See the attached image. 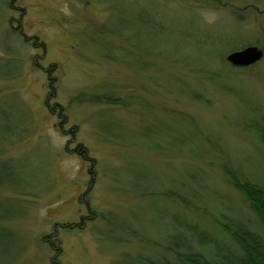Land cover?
<instances>
[{
  "label": "rangeland",
  "instance_id": "obj_1",
  "mask_svg": "<svg viewBox=\"0 0 264 264\" xmlns=\"http://www.w3.org/2000/svg\"><path fill=\"white\" fill-rule=\"evenodd\" d=\"M11 1L0 0V71H14L0 76V138L4 115H18L25 127L0 146V158H13L32 186L27 193L0 188V203L15 214L0 222L13 235L0 264H127L141 251L155 252L127 230L159 238L174 228L181 204L143 192L179 191L194 182L237 208L244 204L218 161L192 151V128L202 130L210 155L219 154L221 143L236 162L264 165V147L243 123L251 105L264 110V54L250 66L225 62L248 45L264 51V0H13L15 8ZM252 2L261 12L237 22L228 6L243 12ZM19 19L26 36L46 48L15 32ZM236 38L256 43L242 47ZM40 63H57L53 82ZM50 82L64 127L48 106ZM107 91L131 103L93 99ZM63 128L77 130L75 137ZM78 143L95 164L68 151ZM83 216L82 229L58 225Z\"/></svg>",
  "mask_w": 264,
  "mask_h": 264
},
{
  "label": "trees",
  "instance_id": "obj_2",
  "mask_svg": "<svg viewBox=\"0 0 264 264\" xmlns=\"http://www.w3.org/2000/svg\"><path fill=\"white\" fill-rule=\"evenodd\" d=\"M227 3L229 2H226V4ZM246 5L248 6H245L243 12L242 10L240 12L236 11L233 7L228 6L237 22L243 23L245 20H248L250 14L255 15V13H259L262 10L260 6L254 2ZM11 7H16V5L14 6L13 4V0L11 1ZM14 19L16 18L13 17L11 22H13ZM17 22L19 23L18 25L12 23V26L17 30L15 32L18 35L23 37L24 40L32 38L31 41H33L36 47L42 44L41 47L46 48L43 42H39L37 36H26V33L23 31L21 20L19 19ZM149 22L155 23L152 17H150ZM234 40L237 44L242 42V47L247 45V43H256L245 39L240 40V38ZM108 48L110 49V47ZM233 48L232 46L230 47V49ZM237 48L240 47H236L235 49ZM103 55L112 57L109 53H104ZM38 58H41V56H35L36 60H39ZM225 62L229 66L236 67L229 64L226 59ZM56 64L54 63L45 67L40 63L41 69H44L49 74L50 81L52 82L55 79V77H52V72ZM12 74H14L12 68L5 69L3 72L0 71V76H10ZM52 82H50L51 85H49V94H51L52 97H48V106L50 111L58 114L59 121L62 127H64V124L67 122V117L63 107L59 103H51V100L55 96V86ZM93 99L109 104L120 105L124 103L126 106L131 103V101H128L129 99L127 97L115 96V94L110 91L102 95L97 94L93 96ZM249 114H251V116L247 117L243 122L244 128L264 147V110H262L260 105H251ZM178 116L179 117H176L177 119L189 125L191 122L196 123L195 118L192 116H189V118H184L181 114H178ZM4 117L6 118L4 128L7 130L0 138V142H3V144L0 143V146L11 142L10 140L15 136H19L25 127L24 124L21 123L18 115L10 116V114H8L4 115L3 118ZM186 125L182 127H186ZM187 127L189 126L187 125ZM192 130L194 131V135H192L195 139L194 142L196 141L197 143V148H193L192 151L197 155L198 159L202 161H205L206 157H212V159L215 160L214 162L218 161L225 183L234 192L240 195L244 204L240 208H237L227 203L226 198L218 197L220 195L216 192H209L210 189L205 188L207 187L206 185L201 184V187L194 184V182H192V185L182 184L180 187L181 190L179 191L164 189L143 192L148 196L155 194L174 196V200L181 204V210H178L173 216L174 228L172 230L169 228L162 229L159 232L161 234L164 232L166 234V239L161 234H159V238H156L154 235L143 236L134 228L127 230L132 236H135L141 242L156 250L151 254L141 251L132 256L127 264H264V165L257 162L253 167L251 165L246 166L245 164L236 162L232 156H230V151L227 147L223 146L221 143L217 145L219 154L217 156L213 154L214 156H212L204 146L206 144L201 134L202 130L194 125ZM76 131L77 130L73 128H63L64 134L73 137H75ZM71 141H74V139H69V142ZM68 151L79 154L81 158L90 164H95L96 157L89 154L88 148L83 143H78V145L73 148H69L68 146ZM0 159H2L0 160V188L17 189L21 192L23 191V193L24 191L27 193V190L32 186V182L29 179L27 180L28 173L23 170V167L21 169L13 160H10L13 158H4L6 160H3V158ZM20 180H22L20 187H16L17 185L15 186V184ZM0 200H2L1 196ZM3 201L7 205L10 204L7 200ZM12 216H15V214L13 215L8 210H5V207L0 203V222L10 220ZM88 216H83L78 223L61 222L58 225L63 229H73L74 227L82 229L84 228ZM111 225L114 226V223L111 222L110 226ZM122 228L125 229L124 226H122ZM45 236L44 238L48 240L50 234L49 236ZM12 237L11 228L0 224V257H4L5 255L3 254L10 248V242L13 240ZM51 245H53L52 247L57 252L60 251L61 246L55 241H53Z\"/></svg>",
  "mask_w": 264,
  "mask_h": 264
},
{
  "label": "water",
  "instance_id": "obj_3",
  "mask_svg": "<svg viewBox=\"0 0 264 264\" xmlns=\"http://www.w3.org/2000/svg\"><path fill=\"white\" fill-rule=\"evenodd\" d=\"M263 54V49L258 45H248L243 49L232 51L227 55V60L234 66L245 67L257 63Z\"/></svg>",
  "mask_w": 264,
  "mask_h": 264
}]
</instances>
